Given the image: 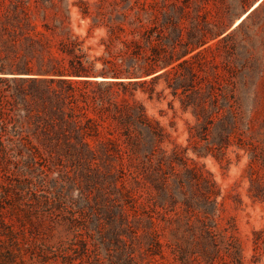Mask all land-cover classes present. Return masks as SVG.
<instances>
[{
    "label": "rangeland",
    "instance_id": "374dc122",
    "mask_svg": "<svg viewBox=\"0 0 264 264\" xmlns=\"http://www.w3.org/2000/svg\"><path fill=\"white\" fill-rule=\"evenodd\" d=\"M20 26L91 78L126 39L142 44L140 65L160 57L178 74L114 88L164 128L149 156L114 125L100 138L110 129L119 150L66 158L36 137L29 85L26 102L0 82V127L15 119L23 137L0 149V264H264V0H0V65L11 70L36 66ZM175 79L196 94L174 95Z\"/></svg>",
    "mask_w": 264,
    "mask_h": 264
},
{
    "label": "trees",
    "instance_id": "16d2710c",
    "mask_svg": "<svg viewBox=\"0 0 264 264\" xmlns=\"http://www.w3.org/2000/svg\"><path fill=\"white\" fill-rule=\"evenodd\" d=\"M22 7L28 9L29 5L24 2ZM67 11H69L68 8ZM17 20H21V17L17 16ZM23 20L22 23L28 26V20L26 18ZM20 28L21 31L16 38L20 40L21 45H25L32 51L36 66H31L27 60L23 67H20L21 69L16 70L0 65V82L11 80L16 83L18 95L26 102L28 100L24 97L27 93L25 84L29 85L30 95L37 111L33 114L29 112L28 116L34 121L38 140L62 152L60 154L69 159L96 156V151L109 155V150H119L118 138L108 129L112 136L101 139L100 127L109 128L119 125L128 127L126 134L133 140L137 150L145 156L155 153L154 150L163 138L164 128L159 122L156 126L153 125L142 103L132 102L126 97L118 100L113 96V91L117 86L128 90L129 87L140 84L154 83L162 74L177 75V65L167 69L172 62L158 61L162 60L160 57L153 62L140 65L137 56L142 49V44L135 39H126L123 40V46L112 54L111 66L100 72L102 78H91L95 73L81 60L77 64L71 60L68 67L64 61L65 57L60 53L55 55L52 51L54 44L51 41L34 38L27 35L21 26ZM36 34L44 33L37 31ZM160 38L169 39V36L161 35ZM144 42H151V35L145 37ZM58 48L62 52H71L65 41H61ZM160 68H164L165 71L152 76L149 80H140L146 75L157 73ZM189 72H192L190 68ZM16 73L34 74V76L4 77L7 74ZM168 84L174 95H177L180 89L193 90L190 97L196 94L195 84L192 81L175 79ZM6 114L10 112L0 101V116ZM12 122L11 128L0 127V149H13V146H19L21 143L23 137H20L17 121L13 119ZM132 126L137 127V132L134 133L131 130ZM5 134L8 136L4 139ZM92 141L96 144L94 145ZM37 154L40 156V151Z\"/></svg>",
    "mask_w": 264,
    "mask_h": 264
},
{
    "label": "bare ground",
    "instance_id": "6f19581e",
    "mask_svg": "<svg viewBox=\"0 0 264 264\" xmlns=\"http://www.w3.org/2000/svg\"><path fill=\"white\" fill-rule=\"evenodd\" d=\"M245 15H246V14H245ZM245 15H244V16H245ZM244 16H243V17H244Z\"/></svg>",
    "mask_w": 264,
    "mask_h": 264
}]
</instances>
